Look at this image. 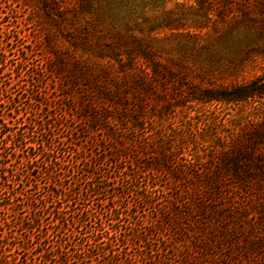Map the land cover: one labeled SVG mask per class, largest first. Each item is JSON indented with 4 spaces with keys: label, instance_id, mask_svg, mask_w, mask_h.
<instances>
[{
    "label": "rangeland",
    "instance_id": "obj_1",
    "mask_svg": "<svg viewBox=\"0 0 264 264\" xmlns=\"http://www.w3.org/2000/svg\"><path fill=\"white\" fill-rule=\"evenodd\" d=\"M195 1L129 0L120 8L130 27L166 25L153 35L173 56L181 52L188 66L189 79L178 76L183 82L177 97L187 96V87L200 81L235 85L263 79L264 55H245L250 47L236 55L229 44L212 39L206 44L186 34L188 27L205 22ZM45 3L0 0V254L8 256V264H111L112 255L115 264L127 257L149 264L165 253V264L181 262L176 254L187 260L182 264H264V169L251 164V171L237 177L219 161L220 190L203 188L197 196V180L184 183L153 174L143 167L149 159L132 163L134 154L112 157L116 151L107 134L92 127L79 108L95 90L53 69L58 55L71 65L82 53L60 27H89L97 39L106 23L97 26L88 14L75 18L78 0H63L61 12ZM100 4L105 7L106 0ZM262 102H186L162 119L149 116L147 131L154 141L161 132L170 133L176 160L188 164L195 155L201 159L197 167L212 171L211 157L220 153L215 138H243L249 148L254 133L264 127ZM4 123L9 127L5 131ZM135 132L138 137L144 133ZM129 135L124 132L125 138ZM28 145L35 150H27ZM262 152L264 146L255 151ZM96 183L106 190L91 193ZM55 184L60 187L57 197L51 192ZM141 193H149L148 202L138 197ZM167 210L169 221L164 222ZM34 216L36 228L31 230L28 221ZM144 227L153 232L146 241L136 240ZM85 251L92 252V260H83Z\"/></svg>",
    "mask_w": 264,
    "mask_h": 264
},
{
    "label": "trees",
    "instance_id": "obj_2",
    "mask_svg": "<svg viewBox=\"0 0 264 264\" xmlns=\"http://www.w3.org/2000/svg\"><path fill=\"white\" fill-rule=\"evenodd\" d=\"M62 1L44 0V3L46 2L47 9L53 4L54 8L61 12L64 8L61 5ZM116 1L118 0H106V6L102 7L101 0H78L74 9L75 18L88 14L92 15L95 25L98 26L99 22L106 25L101 28L103 30H98L100 35L97 39L91 38L89 27L78 26L74 31L60 27L63 33L70 35L71 46L82 53L73 59L71 65L64 62L62 55H58L53 64L56 74L65 75L70 82L78 81L90 85L93 91L95 90V93L86 95L88 104L80 105L79 108L82 116L90 121L92 127L107 134L116 151V155L112 157L128 158L134 154L132 163L141 165L142 157L149 159L143 167L153 174L165 176L170 181L184 183L197 180L201 186L200 193L195 191L197 194L194 195L197 196L202 194L203 188L207 191L220 190L221 173L220 169L215 170L219 161L223 169L233 172L237 177L241 173L251 171V164L254 169H264V152L255 153L259 146H264V127L260 132L254 133L249 148L244 144L243 138L228 139L229 137L221 136L215 138V145L220 153L211 157L210 162L215 164L212 171L197 167L195 163H201V159L199 160L198 157L197 160L195 155L187 160L188 164L176 160L173 148L174 136L170 133L161 132L158 138L153 140L152 131H147L148 117L152 115L158 120L162 119L169 115L171 109L182 108L186 102L201 105L213 103L239 105L259 99L264 104V77L235 85L211 83L206 85L200 81L197 85L187 87V96L177 97L179 90L177 86L183 82L179 81L178 76L182 74L186 77L188 66L181 52L178 53L179 56H173L172 50L165 48L153 35L155 31L166 25L135 23L134 27H130L128 22L123 21L125 20L123 12L126 10L120 9L121 6L125 7L129 0H119L118 7H115L118 5ZM195 3L205 22L193 26L199 29L197 33H192L189 29L193 27H188L186 34L189 37H194L196 41L202 39L203 42H207L206 44L209 42L208 39L229 44L228 47L236 55L245 47L251 48L250 50L247 48L245 55L251 54L255 57L264 55V0H196ZM136 19L140 20L138 16ZM103 37L107 41L100 43L99 40ZM35 100L41 103L39 99ZM7 128L9 127L4 123L3 131ZM136 129H141L143 135L138 137L135 134ZM124 132L130 133L129 137L125 138ZM33 148L32 145H28L27 150L31 151ZM126 151H131L132 154ZM198 171L205 174L198 176ZM124 172L128 171L124 170ZM191 186L190 189H193V185ZM103 190L106 189L100 183H96L91 193L96 195ZM51 192L53 196H59L60 187L55 184ZM192 193L193 191L190 195H193ZM138 197L148 202L149 193H141ZM4 208L8 209V206ZM160 209L165 210V207L162 206ZM168 212L169 210L164 211L162 215L164 222L169 221ZM57 216H59L57 220H63L60 217L61 213H57ZM30 220L28 228L34 230L37 217L34 216ZM60 221L54 223L59 224ZM143 230L144 232L136 236V240L146 241L153 232V227L152 229L144 227ZM94 241L96 246L100 244L98 238ZM92 256L90 251H85L82 255L83 260H92ZM163 256V259L160 256L154 263L149 264L167 263L168 254L165 253ZM116 259L117 256L112 255L109 263L115 264ZM175 259L181 261L176 262L177 264L187 262L184 257L177 254ZM8 262V256L0 254V264H8ZM123 264L135 263L127 257Z\"/></svg>",
    "mask_w": 264,
    "mask_h": 264
}]
</instances>
